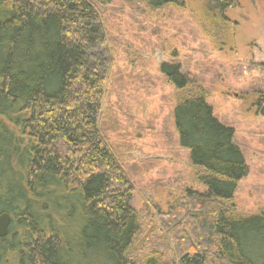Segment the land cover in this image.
I'll return each mask as SVG.
<instances>
[{
  "label": "trees",
  "instance_id": "trees-1",
  "mask_svg": "<svg viewBox=\"0 0 264 264\" xmlns=\"http://www.w3.org/2000/svg\"><path fill=\"white\" fill-rule=\"evenodd\" d=\"M212 1L223 15L235 0ZM108 39L96 0H0V215L12 217L0 264L8 253L18 264H169L170 251L178 264H264V214L227 207L249 175L235 130L193 90L174 120L205 192L169 208L167 240L142 239L146 217L106 133L109 78L93 51ZM161 74L178 91L192 85L179 63Z\"/></svg>",
  "mask_w": 264,
  "mask_h": 264
},
{
  "label": "rangeland",
  "instance_id": "rangeland-1",
  "mask_svg": "<svg viewBox=\"0 0 264 264\" xmlns=\"http://www.w3.org/2000/svg\"><path fill=\"white\" fill-rule=\"evenodd\" d=\"M96 3L109 38L93 51L109 78L106 133L130 174L133 207L146 217L142 239L167 240L169 208L189 191L205 192L175 127L174 110L189 90L205 95L215 117L235 130L249 168L227 207L242 219L264 214L263 0H235L223 15L212 0L161 9L137 0ZM166 63L182 65L190 89L178 91L161 74ZM167 259L178 264L171 251ZM4 262L18 264V256Z\"/></svg>",
  "mask_w": 264,
  "mask_h": 264
},
{
  "label": "water",
  "instance_id": "water-1",
  "mask_svg": "<svg viewBox=\"0 0 264 264\" xmlns=\"http://www.w3.org/2000/svg\"><path fill=\"white\" fill-rule=\"evenodd\" d=\"M12 217L8 213L0 215V238H6L9 235Z\"/></svg>",
  "mask_w": 264,
  "mask_h": 264
}]
</instances>
